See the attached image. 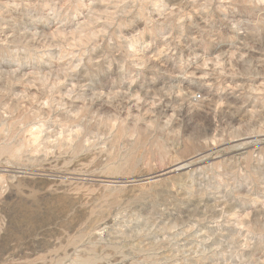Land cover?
Masks as SVG:
<instances>
[{
    "label": "rangeland",
    "instance_id": "rangeland-1",
    "mask_svg": "<svg viewBox=\"0 0 264 264\" xmlns=\"http://www.w3.org/2000/svg\"><path fill=\"white\" fill-rule=\"evenodd\" d=\"M0 264H264V0H0Z\"/></svg>",
    "mask_w": 264,
    "mask_h": 264
},
{
    "label": "bare ground",
    "instance_id": "bare-ground-1",
    "mask_svg": "<svg viewBox=\"0 0 264 264\" xmlns=\"http://www.w3.org/2000/svg\"><path fill=\"white\" fill-rule=\"evenodd\" d=\"M188 165H187V163H181V164H179V165H177V167H176V169L177 170H180V169H184V168H186ZM67 168V172L66 173H71V170L68 168V167H66ZM74 169V168H73ZM72 169V170H73ZM92 169V168H91ZM97 169V168H96ZM100 169V168H99ZM98 169V170H99ZM80 170V169H79ZM87 170H89V169H87ZM97 170V171H98ZM64 171V170H63ZM73 172V171H72ZM92 172V171H91ZM96 172V171H95ZM101 172V171H100ZM87 173V172H86ZM85 172H84V174H86ZM90 173V172H89ZM98 173V172H97ZM103 173V172H102ZM61 174V173H60ZM83 174V173H82ZM106 174V173H105ZM108 174V173H107ZM64 175V174H63ZM68 175V174H67ZM70 175H72V174H70ZM77 176V175H76ZM81 176H83V175H81ZM85 176V175H84ZM89 176L90 177H87L86 178V180H95L96 178H100V177H104V179L105 180H102V181H105V182H108V183H116V182H119V181H117L118 179V177H115V176H111V175H102V174H100V175H97V174H92V175H90L89 174ZM60 177V176H59ZM62 178V177H61ZM68 178V177H67ZM74 178V177H73ZM132 178V177H131ZM58 179H60V178H58ZM78 179V178H77ZM121 179V178H120ZM126 179H128V178H126ZM66 180V179H65ZM64 180V181H65ZM70 180V179H69ZM80 180V179H79ZM63 181V180H62ZM63 181V182H64ZM100 181V180H99ZM84 182V181H83ZM95 182V181H94ZM53 183V186H56V188L58 189V188H61V186L62 185H60V183H57L56 181L55 182H52ZM65 183V182H64ZM63 183V184H64ZM80 183V182H79ZM82 184H84V183H82ZM124 184V183H123ZM92 185V184H91ZM104 185H106V184H104ZM103 185V186H104ZM119 185H120V183H119ZM90 186V185H89ZM63 187V186H62ZM126 187H128V186H126ZM126 187H124V189L126 188ZM63 189V188H62ZM109 189V188H108ZM106 190V189H105ZM73 192H74V190H73ZM76 192V191H75ZM105 192V191H104ZM112 192V191H111ZM71 193V192H70Z\"/></svg>",
    "mask_w": 264,
    "mask_h": 264
}]
</instances>
